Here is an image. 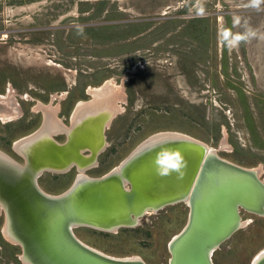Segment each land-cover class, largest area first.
Masks as SVG:
<instances>
[{
  "label": "rangeland",
  "instance_id": "374dc122",
  "mask_svg": "<svg viewBox=\"0 0 264 264\" xmlns=\"http://www.w3.org/2000/svg\"><path fill=\"white\" fill-rule=\"evenodd\" d=\"M75 76L77 86L57 94ZM107 82L118 87V114L88 175L110 172L154 134L176 132L264 180V0H0V95H15L21 111L15 121L0 119L1 153L22 163L15 144L44 126L39 106L70 127L79 102L93 100ZM76 176V169L46 172L39 183L58 195ZM241 215L248 223L218 248L215 264H251L264 249V216ZM188 219V205L178 203L134 227L74 232L107 255L169 264V243ZM4 221L0 209V264H26L3 234Z\"/></svg>",
  "mask_w": 264,
  "mask_h": 264
},
{
  "label": "water",
  "instance_id": "95a60500",
  "mask_svg": "<svg viewBox=\"0 0 264 264\" xmlns=\"http://www.w3.org/2000/svg\"><path fill=\"white\" fill-rule=\"evenodd\" d=\"M106 122L98 116L81 121L64 143L53 138L54 126H48L18 151L24 165L0 156L2 232L8 228L24 263L147 264L142 258L98 251L74 230L87 226L115 232L138 225L148 212L188 203V223L168 246L169 264H215L214 253L242 228V210L264 216V180L257 169L226 160L207 144L175 132L146 146L116 172L83 178L59 196L47 194L39 176L94 163L107 145ZM86 150L90 158L83 155ZM257 264H264V258Z\"/></svg>",
  "mask_w": 264,
  "mask_h": 264
},
{
  "label": "bare ground",
  "instance_id": "6f19581e",
  "mask_svg": "<svg viewBox=\"0 0 264 264\" xmlns=\"http://www.w3.org/2000/svg\"><path fill=\"white\" fill-rule=\"evenodd\" d=\"M54 64V63H53ZM58 67V66H57ZM65 71V70H64ZM67 71V70H66ZM71 71V70H70ZM72 77V76H70ZM73 79V78H72ZM71 84V83H70ZM69 84V85H70ZM107 86L102 87V88H98V89H94L92 91L93 94V100L92 101H88L87 103L83 102L84 104H80L77 107L76 113H83L85 111H87L88 113H92V112H97L101 109H104L106 106H108V113L110 111H114L116 108L113 106V104L116 102L117 100V93L116 90L118 89V87L116 88L114 85L108 83L106 84ZM11 89V88H10ZM11 91V90H10ZM7 94V93H6ZM66 94V93H64ZM116 95V96H115ZM15 97V95H13ZM13 96L11 95V93L8 94V96L6 95H0V119L5 122H12L17 120L20 117V112H19V106L18 104L15 102ZM119 96V95H118ZM22 97V96H21ZM25 97V96H24ZM23 97V98H24ZM108 104V105H107ZM43 106H39V108H42ZM120 109V106L119 108ZM77 115V114H76ZM76 115L74 120L76 119ZM115 117V116H114ZM53 118V117H52ZM53 123L54 125H58V122L53 118ZM52 120L49 117V112L46 113V117H45V121H44V126L41 127V129L37 132H35L34 134L30 135L29 137L23 138L20 141L16 142L15 144V148L17 151H19L24 144L31 140L32 138H34V136H38L39 134H41L44 130L47 129L48 126L52 125ZM57 126H54V129ZM71 131V130H70ZM69 131V132H70ZM173 134V132H161V133H157L154 134L153 136H150V138L148 140H145L144 142H142L133 152L132 154L127 157L125 159V161H123L118 167H115L112 172H116L117 170L120 169V166L125 163L129 158H131L133 155H135L136 153L140 152L141 150H143L146 146H148L149 144H155L157 142H159L160 140H163L164 138L168 137V136H174L171 135ZM179 136L184 135V134H180V133H176ZM226 140V139H225ZM210 151L213 150L211 147H209ZM215 151V150H214ZM0 156L4 157V158H10L8 156H6L5 154L0 152ZM111 173V172H110ZM109 174V173H107ZM83 178H87L90 179L92 177L88 176H82L81 178H78L74 184H76L77 182H79L80 180H82ZM74 184L72 186H74ZM71 186V187H72ZM70 187V188H71ZM188 205V203H186ZM189 206V205H188ZM156 211L153 212H148L147 214H152L155 213ZM249 221V220H248ZM248 221H243V225H245L246 223H248ZM8 228L6 227V230L4 231V235L8 240H13L12 236L9 235L8 232ZM178 235V234H177ZM176 235V236H177ZM174 236V238L176 237ZM129 258H137L140 259L139 256H134V257H129ZM264 258V249L259 251L258 254L254 257L253 259V264H257L258 262H260L262 259Z\"/></svg>",
  "mask_w": 264,
  "mask_h": 264
},
{
  "label": "flooded vegetation",
  "instance_id": "af4514ba",
  "mask_svg": "<svg viewBox=\"0 0 264 264\" xmlns=\"http://www.w3.org/2000/svg\"><path fill=\"white\" fill-rule=\"evenodd\" d=\"M97 71H99V70H96V71H94L93 73H96ZM133 70H127V72L128 73H130V72H132ZM84 72V74H88V72H86V71H83ZM92 75V74H91ZM75 78H76V81H72V85L69 87L68 85H66L67 87H68V89L66 88V89H62V88H60V89H58L59 90V92H57V94H61V95H65L64 93H66V94H69L70 93V88L72 87L73 88V86H77V77L75 76ZM107 81H108V79H107ZM67 84H68V82H67ZM106 84H108V82L106 83ZM61 90V91H60ZM126 94V93H125ZM127 95V99H126V101L129 103L130 101H132V97L134 96V90L130 93V94H126ZM139 95V92L138 91H136V96H138ZM136 98V97H135ZM92 101V100H91ZM83 102H85V101H81V102H79V104H78V106L80 105V104H84ZM85 103H87V102H85ZM108 105V104H107ZM43 106V105H42ZM41 110H42V112H43V116H44V120H45V117H46V113L47 112H49V117H51L50 119L52 120L53 118L58 122V125H54V123H53V120H52V125L53 126H57L55 129H53L52 131H54V132H62V134H64V135H66V139H65V141L67 140V135H68V133H69V131H70V129L71 128H74V126H76L79 122H85V121H88V120H90L91 119V117H103V118H105V119H107V122H106V126H105V136H106V141H107V145H106V147L108 146V136H107V131H108V114L109 115H111L110 113H112V118L110 119V122L109 123H111L112 122V120H113V118H114V116H116V114H118L117 112H118V110H114V111H110L109 113H108V106H106L104 109H101V110H99V111H97V112H90V113H88L87 111H85V112H83V113H76V110H77V108L73 111V118H72V115H71V121H72V123H71V125H70V127L69 126H66L65 124H64V122L62 121V119H61V122L59 121V119L58 118H56L55 117V115H54V113H56V111L51 107V108H48V106H43L42 108H41ZM58 112H60L59 110H58ZM45 113V114H44ZM61 113V112H60ZM77 114V115H76ZM75 115H76V119L74 120V118H75ZM53 117V118H52ZM63 122V123H62ZM174 133V132H173ZM176 133V132H175ZM51 134H52V132H51ZM180 134H183V133H180ZM184 135H186V134H184ZM58 136V135H57ZM56 136H53V138L57 141V142H59L56 138H55ZM65 141H63V142H59V143H64ZM106 147L104 148V150L102 151V152H100L99 153V155H98V157H97V159L96 160H94V163H92V164H88L87 166H85V167H83V168H81V166H77V165H74V166H72L71 168H69V169H67V170H65V171H54V170H46V171H44L40 176H39V178H38V183H39V180H40V178L43 176V174L44 173H46V172H50V173H58V174H65V173H68L69 171H71V170H73V169H76L77 170V176L75 177V181L78 179V178H81L82 176H85V177H88V176H90V175H88L87 173H86V171L89 169H92V168H94V167H96V166H98L99 165V156L105 151V149H106ZM14 149V148H13ZM91 151L90 150H86V151H84L83 152V155L85 156V157H88V158H90V156H91ZM21 156V155H20ZM22 157V156H21ZM10 159H12V160H14L13 158H11L10 157ZM24 159V158H23ZM14 161H16V160H14ZM17 162V161H16ZM92 162V161H91ZM20 163V162H19ZM21 165H24L25 164V160H23V162L22 163H20ZM110 172H112V170L110 171ZM110 172H108V173H110ZM107 174V173H106ZM106 174H104V175H106ZM104 175H102V176H104ZM90 177H92V176H90ZM101 177V176H100ZM92 178H96V177H92ZM75 181H74V183H75ZM73 183V184H74ZM39 185H40V183H39ZM41 187V186H40ZM47 193V192H46ZM65 193V192H64ZM47 194H49V195H52V196H59V195H61V194H63V193H61V194H58V195H54V194H50V193H47ZM186 204V203H185ZM168 207V206H167ZM215 254V253H214ZM213 257H214V255H213Z\"/></svg>",
  "mask_w": 264,
  "mask_h": 264
},
{
  "label": "trees",
  "instance_id": "16d2710c",
  "mask_svg": "<svg viewBox=\"0 0 264 264\" xmlns=\"http://www.w3.org/2000/svg\"><path fill=\"white\" fill-rule=\"evenodd\" d=\"M0 242H1V244H4V240L1 237H0Z\"/></svg>",
  "mask_w": 264,
  "mask_h": 264
}]
</instances>
